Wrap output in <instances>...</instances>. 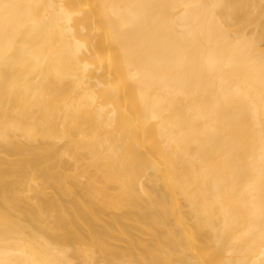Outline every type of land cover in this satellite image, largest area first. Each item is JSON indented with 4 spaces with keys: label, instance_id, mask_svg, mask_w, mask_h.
<instances>
[{
    "label": "bare ground",
    "instance_id": "1",
    "mask_svg": "<svg viewBox=\"0 0 264 264\" xmlns=\"http://www.w3.org/2000/svg\"><path fill=\"white\" fill-rule=\"evenodd\" d=\"M0 264H264V0H0Z\"/></svg>",
    "mask_w": 264,
    "mask_h": 264
}]
</instances>
